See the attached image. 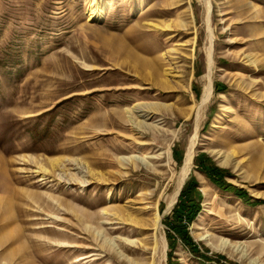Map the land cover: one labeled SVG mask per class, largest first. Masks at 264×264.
Returning <instances> with one entry per match:
<instances>
[{"label":"rangeland","instance_id":"rangeland-1","mask_svg":"<svg viewBox=\"0 0 264 264\" xmlns=\"http://www.w3.org/2000/svg\"><path fill=\"white\" fill-rule=\"evenodd\" d=\"M170 263L264 264V0H0V264Z\"/></svg>","mask_w":264,"mask_h":264},{"label":"trees","instance_id":"trees-1","mask_svg":"<svg viewBox=\"0 0 264 264\" xmlns=\"http://www.w3.org/2000/svg\"><path fill=\"white\" fill-rule=\"evenodd\" d=\"M175 152L177 154L176 156L179 157L178 152ZM196 160L199 169L206 173V175L217 186L224 190H232L237 195L247 198V191L229 183L225 179L227 171H224L222 168L217 166L207 154H200ZM201 198V193L197 187V181L192 178L183 188L180 194V200L173 211L172 220L168 223L170 227L168 239L172 251L178 238H180L191 251L195 254H201L188 229V225L197 217L199 211L201 210ZM172 251L169 253L170 257L173 255Z\"/></svg>","mask_w":264,"mask_h":264},{"label":"bare ground","instance_id":"bare-ground-1","mask_svg":"<svg viewBox=\"0 0 264 264\" xmlns=\"http://www.w3.org/2000/svg\"><path fill=\"white\" fill-rule=\"evenodd\" d=\"M211 88L208 89V92H207V98H209L210 94H211ZM206 98V99H207ZM132 121H134V116H137V119L138 117L139 118H144L145 120L148 119L152 113V109L145 105V104H137L135 105L133 108H132ZM144 121V120H143ZM141 122V121H140ZM139 123V122H138ZM145 124V123H144ZM139 124L136 125V129H139L140 128V125L138 126ZM193 157H194V154L193 152H190L187 156H186V159H185V162L183 164V167H182V172H181V177H180V182H179V185L177 187V189L175 190V193L170 196V198L168 199V202H167V206H166V210H170L173 205L176 203V199L178 197V194L180 193V190L183 186V183H184V179H185V176L189 170V167L191 165V162L193 160ZM146 158H141V157H138V156H133V157H130V158H127V157H121L120 158V162L124 165H134V166H140V165H146L147 164V161L145 160ZM148 165V164H147ZM181 171V170H180ZM104 179V177H103ZM168 212V211H167ZM160 216V215H159ZM161 217V216H160ZM122 218V217H121ZM123 221V220H122ZM131 222L132 223H136V221H134L133 219H131ZM155 222V221H154ZM157 224V223H156ZM110 244V248L111 249H116V247L112 244V243H109Z\"/></svg>","mask_w":264,"mask_h":264}]
</instances>
